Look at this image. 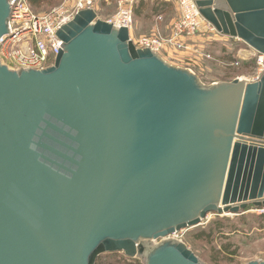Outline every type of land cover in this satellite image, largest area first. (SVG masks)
I'll return each instance as SVG.
<instances>
[{"label": "water", "instance_id": "95a60500", "mask_svg": "<svg viewBox=\"0 0 264 264\" xmlns=\"http://www.w3.org/2000/svg\"><path fill=\"white\" fill-rule=\"evenodd\" d=\"M194 2L217 33L264 57V0ZM57 36L62 50L43 71L0 58V264L116 253L203 264L169 236L208 214L264 211V65L255 80L205 85L93 9Z\"/></svg>", "mask_w": 264, "mask_h": 264}, {"label": "rangeland", "instance_id": "374dc122", "mask_svg": "<svg viewBox=\"0 0 264 264\" xmlns=\"http://www.w3.org/2000/svg\"><path fill=\"white\" fill-rule=\"evenodd\" d=\"M63 1L46 0L43 3H39L37 7H34V11L36 13L47 14L52 9L62 5ZM93 1V8L97 17L102 21H108L116 15L120 0ZM157 1L133 0L134 6L141 2H146L141 15L136 18L134 16V36L157 35L162 38L170 36L171 29L169 34L166 35L162 32V27L165 24L171 26L172 22L177 18L176 6L173 0H163L167 8L166 12L159 19V16L151 15L152 4ZM188 40L185 41L184 48L182 49L167 48L166 51L156 55L171 65L169 63L171 60L167 59L168 54L176 59L187 52L186 54L191 55L188 57L187 64L194 71V74L197 75L201 83L205 85H211L216 82H230L243 75L250 76V74H254L259 68L257 58L250 54L248 55V59H251L253 64L238 65V63L234 64L220 59L219 57L222 54L217 55L218 57L200 54L197 51L199 48L195 46L194 48L189 47ZM236 56L240 58L237 54ZM174 65H177V63ZM218 224L221 225L220 230L217 229ZM210 233L211 236L207 238V235ZM201 234L203 235L198 239L197 237ZM180 239L203 264H248L252 261H264V211L260 212L259 210L249 208V211L237 216L208 214L201 225L186 230L180 236ZM100 261L104 264H143L142 260L128 259L121 253L116 254V256L103 255Z\"/></svg>", "mask_w": 264, "mask_h": 264}, {"label": "built area", "instance_id": "2783aa9c", "mask_svg": "<svg viewBox=\"0 0 264 264\" xmlns=\"http://www.w3.org/2000/svg\"><path fill=\"white\" fill-rule=\"evenodd\" d=\"M7 1L11 8V35L5 34L0 38V58L2 65L12 71H43L54 66L62 50L58 30L70 22L77 12L94 10L93 0H64L62 5L47 14L33 12L27 0ZM173 1L177 18L172 22L171 34L167 38L133 35V0H120L116 15L106 22L128 29L129 39L136 48H146L154 54H161L167 48L182 49L186 40L193 39L202 31L209 36L219 34L202 18L194 0ZM251 56L257 58L258 77L263 71L264 57L255 51ZM185 231L175 233L169 239L181 241L180 236Z\"/></svg>", "mask_w": 264, "mask_h": 264}, {"label": "crops", "instance_id": "0c3cea01", "mask_svg": "<svg viewBox=\"0 0 264 264\" xmlns=\"http://www.w3.org/2000/svg\"><path fill=\"white\" fill-rule=\"evenodd\" d=\"M161 17H162V15H159L158 18L160 19ZM170 29H171V26L165 24L162 27V32L164 34L168 35L170 32ZM188 41H189L188 43L190 45L189 47L194 48V46H195L196 48H199V49H197V51L200 54H203L205 56H213L214 55L215 57H218L224 51H234L238 55V57L242 58V60H246L249 58L248 55L249 54L251 55L252 51H253L248 46H246L243 42H241L237 39L228 38V37H225L221 34L209 36L206 32H203V31L200 32L193 39L188 40ZM191 44H193V45H191ZM235 49H237V50H235ZM186 53H183L180 57H178L176 59L173 58L170 54H168L167 59L171 60V62H169V63H171V65L178 67V68L190 70L191 72L194 73V71L187 64L188 57L191 55L190 54L188 55ZM175 63H177V65H174ZM254 74H250V76H244L243 75L240 78L245 79V80H250V81L254 80L255 77H257V75L259 74V70H256V72Z\"/></svg>", "mask_w": 264, "mask_h": 264}, {"label": "trees", "instance_id": "16d2710c", "mask_svg": "<svg viewBox=\"0 0 264 264\" xmlns=\"http://www.w3.org/2000/svg\"><path fill=\"white\" fill-rule=\"evenodd\" d=\"M32 11H34V7H37V5L39 3H43L45 2L46 0H27ZM146 5V2H141L139 3L138 5H135L134 8H133V17H139L141 15V12L143 10V7ZM153 8L151 9V15H156V16H159V15H163L165 12H166V8H167V5L165 2H163V0H158L157 2L153 3L152 4ZM36 13V12H35ZM37 14H41V13H37ZM148 17V16H147ZM220 59H224L228 62H231V63H238V65H248V64H253L251 62V59H248V60H242L240 58H237L236 56V53L233 52V51H224L222 53V56L219 57ZM248 63V64H247ZM233 67V66H232ZM251 208V207H250ZM252 209V208H251ZM221 228V225L218 224L217 225V229L220 230ZM203 234L199 235L197 238L199 239ZM211 236V233L209 235H207V238H209ZM118 254V253H116ZM116 254H106V255H113V256H116ZM103 256V255H102ZM101 256V257H102ZM97 260V263L96 264H104L103 262L100 261V258ZM129 264H132V263H129Z\"/></svg>", "mask_w": 264, "mask_h": 264}]
</instances>
